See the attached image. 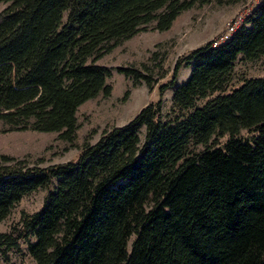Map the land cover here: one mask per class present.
I'll use <instances>...</instances> for the list:
<instances>
[{"label": "trees", "instance_id": "16d2710c", "mask_svg": "<svg viewBox=\"0 0 264 264\" xmlns=\"http://www.w3.org/2000/svg\"><path fill=\"white\" fill-rule=\"evenodd\" d=\"M207 1L0 0L9 2L0 11L1 132L71 142L76 108L109 93V69L95 60ZM212 43L180 56L160 86L173 87L178 68L190 67L171 93L172 113L147 103L63 164L24 167L0 156V220L55 182L38 210L0 232V256L22 241L34 264H264V78L227 88L238 55L264 58V0ZM116 70L138 81L135 70Z\"/></svg>", "mask_w": 264, "mask_h": 264}, {"label": "rangeland", "instance_id": "374dc122", "mask_svg": "<svg viewBox=\"0 0 264 264\" xmlns=\"http://www.w3.org/2000/svg\"><path fill=\"white\" fill-rule=\"evenodd\" d=\"M259 0H239L224 4L218 0L195 2L187 10L181 11L165 31L151 30V24L130 38L120 41L95 63L109 69L104 83L109 93H101L81 103L75 111L76 130L71 142L58 138L56 132H37L32 130L1 132L5 126L0 122V156L10 157L9 164L45 168L72 161L85 144H93L103 130L125 124L147 103L160 102L163 115L172 113L170 96L173 89L181 85L190 67H179L174 86L159 92L160 86L169 80L175 61L187 51L215 40L231 21L236 24ZM9 2H0V11L6 9ZM64 20V15L62 21ZM240 21V22H241ZM130 68L137 72L138 81L118 73L116 68ZM264 78V58L251 61L240 55L234 60L227 88L238 86L246 78ZM148 81L151 88L145 85ZM249 136V132L242 131ZM143 127L139 129L142 140ZM199 147L188 146V151ZM55 187V182L37 188L24 195L13 204L8 214L0 220V232H7L15 226L22 214H31L38 210L47 193ZM132 238L128 240V247ZM19 250L0 256V264H34L27 254L22 241Z\"/></svg>", "mask_w": 264, "mask_h": 264}, {"label": "built area", "instance_id": "2783aa9c", "mask_svg": "<svg viewBox=\"0 0 264 264\" xmlns=\"http://www.w3.org/2000/svg\"><path fill=\"white\" fill-rule=\"evenodd\" d=\"M240 21L237 24H236V21L229 22L226 25V28L222 32V34L219 35L217 39L213 40L212 45L214 46L217 42L225 40L234 31V29L239 25Z\"/></svg>", "mask_w": 264, "mask_h": 264}]
</instances>
